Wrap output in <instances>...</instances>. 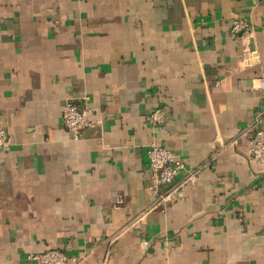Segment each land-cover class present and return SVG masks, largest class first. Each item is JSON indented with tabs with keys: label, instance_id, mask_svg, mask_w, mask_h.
I'll list each match as a JSON object with an SVG mask.
<instances>
[{
	"label": "crops",
	"instance_id": "0c3cea01",
	"mask_svg": "<svg viewBox=\"0 0 264 264\" xmlns=\"http://www.w3.org/2000/svg\"><path fill=\"white\" fill-rule=\"evenodd\" d=\"M255 119L264 0H0V264H264ZM151 144L182 163L156 190Z\"/></svg>",
	"mask_w": 264,
	"mask_h": 264
},
{
	"label": "built area",
	"instance_id": "2783aa9c",
	"mask_svg": "<svg viewBox=\"0 0 264 264\" xmlns=\"http://www.w3.org/2000/svg\"><path fill=\"white\" fill-rule=\"evenodd\" d=\"M247 26L245 23H235L229 31L231 36L237 35L241 31H245ZM91 110L88 108L78 109L71 102L64 103L62 107V123L72 140L77 141L82 138L83 131L90 126L89 116ZM155 123V118L151 119ZM260 119H255L254 128L251 135L247 139L248 153L252 161L264 165V135L259 125ZM7 143V135L4 131H0V147ZM148 164L147 173L152 180V190L160 184L172 182L179 174L182 163L180 159L168 149L151 144L147 153ZM164 198H160L159 203ZM36 264H84L82 257H67L59 250H48L44 253L35 254L30 257Z\"/></svg>",
	"mask_w": 264,
	"mask_h": 264
}]
</instances>
